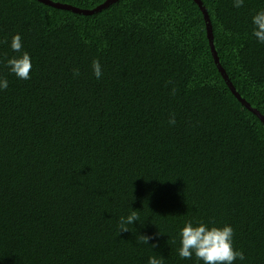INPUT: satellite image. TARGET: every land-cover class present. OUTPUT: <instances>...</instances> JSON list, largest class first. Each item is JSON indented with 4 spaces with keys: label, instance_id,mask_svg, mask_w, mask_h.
<instances>
[{
    "label": "trees",
    "instance_id": "trees-1",
    "mask_svg": "<svg viewBox=\"0 0 264 264\" xmlns=\"http://www.w3.org/2000/svg\"><path fill=\"white\" fill-rule=\"evenodd\" d=\"M200 1L264 117V0ZM15 34L29 80L4 66ZM0 77V264H196L177 255L189 220L231 225L237 264H264V124L194 0H0Z\"/></svg>",
    "mask_w": 264,
    "mask_h": 264
},
{
    "label": "clouds",
    "instance_id": "clouds-1",
    "mask_svg": "<svg viewBox=\"0 0 264 264\" xmlns=\"http://www.w3.org/2000/svg\"><path fill=\"white\" fill-rule=\"evenodd\" d=\"M244 2L245 0H232V7L240 8ZM249 23L250 37L257 44L264 45V8L251 15ZM7 43L11 52L15 54L7 58L4 64L8 73L18 80L31 79L32 57L23 50L21 36L15 34ZM92 72L96 79L99 80L102 77V66L99 61H93ZM8 86V80L0 77V91L6 90ZM168 122L175 124L174 116ZM139 219L138 210L133 209L126 216L119 217L118 234L128 232V226L140 225ZM139 237L140 242L148 245L149 237L143 235H139ZM178 238L177 255L181 260L195 258L196 264H237V261L243 262L245 260L244 253L234 247V229L229 224L216 226L203 220H189L179 229ZM155 246L152 245L151 247ZM148 264H160V261L149 258Z\"/></svg>",
    "mask_w": 264,
    "mask_h": 264
},
{
    "label": "water",
    "instance_id": "water-1",
    "mask_svg": "<svg viewBox=\"0 0 264 264\" xmlns=\"http://www.w3.org/2000/svg\"><path fill=\"white\" fill-rule=\"evenodd\" d=\"M41 1L45 4H49L58 8H62V9H67V10H71L74 12H79V13H95L97 11H100L104 8H106L107 6H109L110 4L114 3L117 0H106L104 1V3H102L101 5L96 6L95 8L89 9V10H80L79 8H75L72 7L70 5L67 4H59V3H54L50 0H38ZM200 10L202 11L204 20H205V30H206V37L208 40V45L210 47V51L213 57V60L215 62V65L217 67V70L219 71V73L221 74L222 78L224 79L226 85L230 88L232 94L238 99L239 102H241V104L243 106H245L248 110H250L252 113H254L259 119L260 121L264 124V117L261 115V113L259 111H257L256 109L252 108L251 105L249 103H247L236 91V89L234 88V86L232 85V83L228 80L227 74L225 72V70L223 69V67L221 66V64L219 63L218 57H217V53L214 47V43H213V34H212V26H211V22L208 18V14L207 11L205 9V7L202 5L200 0H194Z\"/></svg>",
    "mask_w": 264,
    "mask_h": 264
}]
</instances>
